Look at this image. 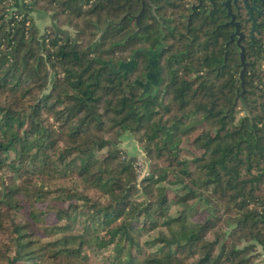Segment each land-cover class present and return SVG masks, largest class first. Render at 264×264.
<instances>
[{
    "label": "trees",
    "instance_id": "16d2710c",
    "mask_svg": "<svg viewBox=\"0 0 264 264\" xmlns=\"http://www.w3.org/2000/svg\"><path fill=\"white\" fill-rule=\"evenodd\" d=\"M12 4L0 0V264H89L92 247L110 264L264 259L263 90L236 120L233 70L223 81L203 38H176L145 92L147 56L119 69L158 45L147 5L131 36L141 0H28L57 27L42 31ZM124 134L148 159L140 181Z\"/></svg>",
    "mask_w": 264,
    "mask_h": 264
},
{
    "label": "flooded vegetation",
    "instance_id": "af4514ba",
    "mask_svg": "<svg viewBox=\"0 0 264 264\" xmlns=\"http://www.w3.org/2000/svg\"><path fill=\"white\" fill-rule=\"evenodd\" d=\"M145 5L159 33L156 49L150 50L158 52L142 55L147 56L149 69H159L169 40L191 45L203 38L207 69H221L223 81L227 70H233V106L240 103L243 109L244 99L248 110L253 107L251 92L258 88L264 92V0H141L142 14ZM212 49L217 53L215 63L210 59Z\"/></svg>",
    "mask_w": 264,
    "mask_h": 264
},
{
    "label": "rangeland",
    "instance_id": "374dc122",
    "mask_svg": "<svg viewBox=\"0 0 264 264\" xmlns=\"http://www.w3.org/2000/svg\"><path fill=\"white\" fill-rule=\"evenodd\" d=\"M27 1L28 0H13V4L12 5H14L19 10L21 9L24 12L30 13V16L32 17L33 21L35 22L36 26L39 28L40 31H42L46 26H54L55 27V23L52 21V19H51L49 14L30 12L28 9H26L25 3ZM55 28H57V27H55ZM59 30H61L63 32L64 36L74 38V31L71 28H68L67 26H63V27L59 28ZM135 66H137V64ZM149 76H150V79H149L150 82H149V84L147 86H144V91L147 92V93H152L156 89L155 88L156 87V79H155V77L157 76V69H152V71H151ZM253 108L254 107H251L250 110L252 111ZM250 110H248V111H250ZM235 111H236L235 112V117H236V120H238L244 115L245 109L244 108L242 109L241 104L237 103V105L235 106ZM127 138H128L127 134H124L120 138V141H121L120 148L123 149L126 152L128 157L135 158V160L137 162V157L136 156L138 154V149H137L138 145L136 144V142L133 140V138L131 136L128 138V140H127ZM187 139H189V138H186V139L183 140V143L181 144V147L187 153L192 154L193 150H192V147H190L187 144L188 143ZM127 141H129V142H127ZM145 157H146V155H145ZM146 159H147V157H146ZM141 161H143L142 163L144 165V160L141 159ZM147 162H148V159H147ZM144 168H145V172L142 173V172H139L140 167L139 168L136 167V173L138 172L137 175L139 177L138 178L139 181L143 178L142 176L145 177V175H147L148 170H149V163L147 165V168H146V166ZM37 207L40 208V207H42V205H37ZM25 209H26V207H25ZM24 212H25V210H24ZM24 212L22 213V215L24 214ZM203 217L204 216H202V217L198 216V217L195 218V220L202 219ZM48 219L49 220L53 219V216L49 215ZM85 253L87 255L89 264H110V262H111V259L109 258L110 257L109 256V252H107V251L103 252V253H100V252L96 251L94 247H92V248L87 249L85 251Z\"/></svg>",
    "mask_w": 264,
    "mask_h": 264
},
{
    "label": "water",
    "instance_id": "95a60500",
    "mask_svg": "<svg viewBox=\"0 0 264 264\" xmlns=\"http://www.w3.org/2000/svg\"><path fill=\"white\" fill-rule=\"evenodd\" d=\"M145 1H148V0H145ZM142 14V10L138 13V15L135 17V20H136V25H137V30L131 35L132 37L135 36L136 34L139 33V24H138V21H139V17L140 15ZM123 19H121L118 23H113V22H108L105 27L99 32V35L98 37L96 38V40H98L99 36L107 29V27L109 25H113V26H117V25H120L121 22H122ZM159 50V49H158ZM158 50L156 51H150V50H137L134 52V54L132 55V57L125 63H123L122 65H120L119 69L120 70H124V71H127V70H130L132 69L139 61V58L142 56V55H151V54H156L158 52ZM147 68L149 69L150 68V64L147 66ZM242 96V94L240 95ZM243 99V98H242ZM243 108L245 109V113L246 115L250 118V115H249V112H248V109H247V104H246V101L243 99ZM251 127V125H250Z\"/></svg>",
    "mask_w": 264,
    "mask_h": 264
},
{
    "label": "built area",
    "instance_id": "2783aa9c",
    "mask_svg": "<svg viewBox=\"0 0 264 264\" xmlns=\"http://www.w3.org/2000/svg\"><path fill=\"white\" fill-rule=\"evenodd\" d=\"M11 2V1H10ZM141 159L144 160V165H143V161H141ZM147 165H148V162H147V159L145 157V155L140 151L139 155H137V162H136V167L139 168L140 167V170L139 172H145V166L147 168ZM144 166V167H143ZM147 170V169H146ZM138 173V172H137ZM146 174V173H145ZM138 176V175H137ZM146 176V175H145ZM144 177V176H142ZM139 178V177H138ZM139 180V179H138ZM255 264H264V259H259V261H256Z\"/></svg>",
    "mask_w": 264,
    "mask_h": 264
},
{
    "label": "crops",
    "instance_id": "0c3cea01",
    "mask_svg": "<svg viewBox=\"0 0 264 264\" xmlns=\"http://www.w3.org/2000/svg\"><path fill=\"white\" fill-rule=\"evenodd\" d=\"M29 15H30V14H29ZM149 82H150V81H148V82L146 83L145 86H147V85L149 84ZM129 137H130V136L128 135V138H129ZM128 138H127V140H128ZM127 142H129V141H127ZM137 149H138V151L140 150L139 147H137Z\"/></svg>",
    "mask_w": 264,
    "mask_h": 264
}]
</instances>
